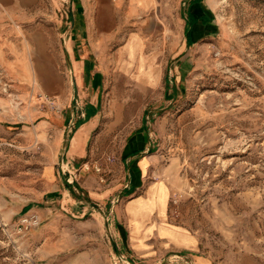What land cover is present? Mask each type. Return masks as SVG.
Instances as JSON below:
<instances>
[{"label":"rangeland","instance_id":"obj_1","mask_svg":"<svg viewBox=\"0 0 264 264\" xmlns=\"http://www.w3.org/2000/svg\"><path fill=\"white\" fill-rule=\"evenodd\" d=\"M182 2L166 0V58L156 59L165 72L153 89L117 71L121 37L91 58L94 89L71 83L57 57L64 0H42L23 31L0 34V264H145L129 258L120 227L125 204L153 182L168 187L166 223L197 240L179 258L162 252L161 264H264V0H210L214 35L180 59ZM41 38L53 42L49 93L34 71ZM148 38L147 49H162ZM84 99L96 126L73 149ZM137 151L149 158L145 175ZM128 174L142 187L128 190Z\"/></svg>","mask_w":264,"mask_h":264},{"label":"crops","instance_id":"obj_2","mask_svg":"<svg viewBox=\"0 0 264 264\" xmlns=\"http://www.w3.org/2000/svg\"><path fill=\"white\" fill-rule=\"evenodd\" d=\"M64 2L67 4L68 13H65L61 20H56L60 24L59 29L64 26L57 34L59 44L57 57L65 58L68 72L72 76L71 83L74 82L79 88L94 89L97 81L89 78L92 73L91 58L106 57L102 44L121 37L123 42L114 51V66L117 71L127 81L135 82L140 89L157 87L165 72L163 64L156 59L166 58V15L163 14L166 10V0H64ZM211 5L210 0H183L181 3V6L186 7L176 25L181 26L183 44L176 58L185 57L186 51L193 45L207 36L214 35L208 11ZM42 8V0H0V34L23 31L30 24L33 15L42 12ZM178 21L182 23L179 24ZM154 35L159 38L162 49L159 47L156 49V46L147 49L146 39ZM36 49L33 69L44 84V92L49 93L56 88L53 73V42L41 38ZM29 50L32 56L31 49ZM100 72L98 70L95 73ZM33 76L34 83L39 86V80L34 72ZM68 87L69 84L65 85L67 93ZM60 90L62 91V88ZM67 93L62 94L60 103H66L64 95L67 96ZM82 102L83 109L73 122L75 129L71 138L73 149L80 147L88 133L96 126L97 106L93 99L90 101L84 99ZM88 111L93 113L88 116ZM73 117V112L71 116L68 114L65 117L64 128L58 133V138L64 137L71 124L70 118ZM55 121L60 122V119ZM142 153L144 151H137L130 157L134 160L138 174L142 172L145 175L150 161L148 157L140 156ZM141 185V182L134 178L130 180L129 177L126 188L134 192L142 187ZM71 189L72 187L70 190L65 188L69 194L72 193ZM168 204L169 191L163 182L150 183L144 188V194L131 198L125 204L126 225L125 227L122 225L120 229L124 230L122 233L126 236V248L132 253L129 258L132 259L134 256L135 259H147L148 262L142 261L145 264H161L162 252L172 251L171 253H174L172 257L179 258L184 251L190 250L189 248L193 250L194 245L196 247L197 240L191 233L166 223Z\"/></svg>","mask_w":264,"mask_h":264},{"label":"trees","instance_id":"obj_3","mask_svg":"<svg viewBox=\"0 0 264 264\" xmlns=\"http://www.w3.org/2000/svg\"><path fill=\"white\" fill-rule=\"evenodd\" d=\"M74 184H76V183H74ZM64 186H65V188L68 189V190H70V188H71V185L68 184V183H66V182H65V185H64Z\"/></svg>","mask_w":264,"mask_h":264},{"label":"built area","instance_id":"obj_4","mask_svg":"<svg viewBox=\"0 0 264 264\" xmlns=\"http://www.w3.org/2000/svg\"><path fill=\"white\" fill-rule=\"evenodd\" d=\"M111 1H115V0H111ZM123 260H125V262L124 263H126V264H129L128 262H127V260L126 259H123ZM133 262V261H132Z\"/></svg>","mask_w":264,"mask_h":264}]
</instances>
